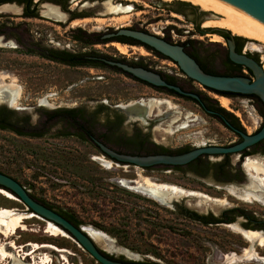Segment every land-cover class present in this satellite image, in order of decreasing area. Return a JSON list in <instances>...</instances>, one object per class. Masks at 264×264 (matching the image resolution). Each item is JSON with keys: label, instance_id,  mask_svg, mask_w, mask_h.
I'll list each match as a JSON object with an SVG mask.
<instances>
[{"label": "rangeland", "instance_id": "rangeland-1", "mask_svg": "<svg viewBox=\"0 0 264 264\" xmlns=\"http://www.w3.org/2000/svg\"><path fill=\"white\" fill-rule=\"evenodd\" d=\"M158 1L164 2V0H93L86 2L85 6L95 7L106 13L96 19L99 26L105 27L104 24L108 21L117 25L138 21L137 17L151 21L156 13H165L163 10L155 9L160 7ZM173 1L188 3L202 12L217 16L212 19L228 20L226 15L215 10H212L213 12L203 10L200 5L189 1ZM77 2L79 0H69L71 8H79L80 6L75 5ZM144 3L147 5L144 6ZM116 4H130L132 9L128 12H115ZM161 18L159 24H165L166 20L172 21L171 17ZM179 22L177 20V23ZM41 24L53 28L45 23ZM81 28L95 30L88 22ZM228 31L232 36L243 38L246 52L256 54L264 68V41L246 37L230 28ZM10 33L15 31L8 30L7 35ZM212 35L203 38H211ZM63 39L72 43L70 38ZM212 41L222 47L226 46L225 40L220 36L218 40ZM2 74L15 78L16 83L21 86L22 92L16 102L17 107L24 109L23 114H30L31 124H35L40 113L44 111L43 103L71 106L74 103L95 100L114 104L155 98L165 103L162 105V111L175 107L184 111L183 113L191 114L188 125L173 131H165L164 129L168 128L166 121L157 122L150 128L138 122L136 125L132 123L133 125L124 127L125 131L130 132L137 128L171 149L202 145L203 142L227 144L235 139L230 130L204 114L196 105L181 103L179 100L156 93L142 94L140 92L143 91V87L140 84L116 71L89 73L83 68L67 67L41 56L21 52L16 48L0 46V77ZM227 106L233 105L227 103ZM113 140L114 137L108 139L110 145L114 144ZM100 158L109 160L111 165H104ZM0 172L17 180L36 199L53 209L64 210L74 215L78 225L91 226L102 233L105 232L113 246L134 253L130 255V259L134 261L157 264H264V261L257 257L249 259L241 255L245 248L253 247L259 255L264 256V243L250 244L242 234L230 226L236 223L237 219L231 223L207 224L193 219L188 214L191 210L200 215L209 213L218 215L224 209L238 206L264 215L263 205L241 201L240 198L229 194L228 187L225 189L205 179H198L167 167L143 168L118 162L103 155L92 142H81L72 136L46 135L33 138L1 128ZM142 176L156 182L200 191L224 200V203L214 204L196 196H183L177 198L172 206L163 205L128 187V184H131L129 181L139 180ZM0 207L14 208L16 212L24 214L30 212L22 202L1 192ZM240 220L242 222V219ZM24 225V229L17 228L12 235L0 233V244L4 245L7 251L15 250L10 246L11 243L16 247L24 245L23 250L29 247L25 245L27 243L47 244V247H40L35 252L36 260L48 256L50 262L46 264H100L73 238L44 232L45 220L41 217H26ZM96 244L111 256L117 258L127 256L114 250L115 248H107L104 243ZM233 253L234 258L226 257ZM22 261L31 262L29 257ZM8 263V260L3 261V264Z\"/></svg>", "mask_w": 264, "mask_h": 264}, {"label": "flooded vegetation", "instance_id": "flooded-vegetation-1", "mask_svg": "<svg viewBox=\"0 0 264 264\" xmlns=\"http://www.w3.org/2000/svg\"><path fill=\"white\" fill-rule=\"evenodd\" d=\"M92 1L79 0L75 5L80 7L71 8L69 0H0V46L16 48L21 52L41 56L67 67L83 68L89 73L119 72L127 76L129 80L140 84L143 87V91L140 92L142 94L156 93L179 100L181 103L196 105L204 114L230 130L235 135V139L227 144L203 142L202 145L180 146L171 149L137 128L127 132L124 130L127 125H136L140 122L150 128L157 122L166 121L169 123V120L176 114L180 119L178 122L183 120L186 115L189 116L188 120H191V114H183V111L175 107L164 109L160 114L152 113L149 116L145 112L144 117L141 118L139 116H127L118 108V106L132 102H140L138 100L114 104H108L104 100H95L74 103L71 106H53L51 103H43L44 111L40 113L37 122L31 124L29 121L30 114H23L25 113L23 112L24 109L17 107V103H10L8 98L1 99L0 108L2 111L14 110L19 121L22 118H27L31 125L30 128L17 129L21 132L18 135L33 138H41L46 135L72 136L81 142H92L105 156L107 155L99 149L96 141L120 153L151 155L179 154L201 146L233 145L243 140L242 134L252 135L262 128L264 125V101L258 94L220 91L206 87L188 76L173 58L138 39L118 33L120 29H127L152 35L168 44L180 46L207 74L245 77L249 81H253L255 76L249 68L229 59L226 42V46L222 47L213 43L212 38H203V36L212 35L214 31L220 32L210 29V27H217L213 23L219 21L220 18L212 19L216 18V15L202 12L188 3L164 0V2L158 1L160 7L155 9L163 10L165 13H156L151 21L137 17L138 21L135 22L115 25V23L108 21L104 24L105 27H101L97 24L96 19L99 15L106 13L95 7L85 6L87 5L86 2ZM186 1L199 5L190 0ZM146 5L144 3V6ZM115 7L116 5H114ZM201 8L206 11L213 10L202 6ZM162 16L171 17L172 21L166 20L165 24H159ZM175 19L180 22L177 23ZM87 22L95 30L81 28ZM41 23L53 28L43 26ZM8 30L15 31V33L7 35ZM61 31L65 34L63 35ZM62 37L72 39V43L66 42ZM231 39L234 42L236 52L244 53L253 60L261 62L256 54L246 52L243 45L244 40L233 37ZM65 52L70 53V55H65ZM118 64L141 68L156 74L165 82V85H154L140 79L123 70ZM169 85L175 86L179 90H175ZM221 98H226L228 103L233 106L221 105ZM14 106L17 108L13 109ZM73 116L80 122H82L83 117L86 118L88 123L95 127L97 133L106 132L108 129L120 134L121 132L124 133L128 148L105 144L104 141H107L105 136L87 133L78 127L79 125L73 123ZM167 123L165 124L167 125ZM250 128L251 130H249ZM109 136L114 137V141L117 140L114 134ZM140 143H142V149H132V146L136 147ZM199 156L200 158L196 159ZM197 157L183 165L157 164L144 168L167 167L173 171H182L198 179H205L225 189L233 187L238 191L254 192L261 197L251 201L264 206L263 185L256 178L250 176L243 166V162L248 157L264 161V137L235 153L201 154ZM188 214L200 222L205 220L203 223L207 224L231 223L237 219L236 223L230 226L236 225L242 231L256 232L264 236V231L261 230L264 229V215L238 206L224 209L218 215L211 213L200 215L191 210L188 211ZM239 233L241 234V232ZM257 242L253 244L255 245ZM112 257L119 261H134L126 256V258ZM258 259L264 261L261 258Z\"/></svg>", "mask_w": 264, "mask_h": 264}, {"label": "water", "instance_id": "water-1", "mask_svg": "<svg viewBox=\"0 0 264 264\" xmlns=\"http://www.w3.org/2000/svg\"><path fill=\"white\" fill-rule=\"evenodd\" d=\"M225 2L241 11L245 17L256 19L264 24V0H219ZM211 30L225 31L227 28L210 27ZM119 34H124L135 39H138L161 53L173 58L181 66L183 71L206 87H210L220 91H231L240 93H255L258 94L264 101V68L261 62H257L244 53H238L234 49V42L231 37L226 39L218 32L214 31L212 34H217L225 40L228 45V57L235 63L245 65L249 68L255 79L249 81L248 78L238 76H221L212 75L203 72L197 63L188 56L180 46H174L158 39L152 35L127 29H120ZM123 70L133 74L134 76L143 79L154 85H165L158 75L145 71L141 68L130 67L125 64H118ZM169 87L179 90L175 86ZM192 97H197L191 95ZM127 116L144 117L146 107L140 102L121 105L118 107ZM243 140L228 146H201L188 150L179 154H151V155H136L120 153L110 149L103 143L96 141L99 149L105 153L110 159L118 162L137 165L140 167H148L157 164L169 165H183L196 158L201 154H222L235 153L253 144L264 137V125L255 134H242ZM0 187L8 190L17 200L22 202L25 207L34 215L41 217L43 220L50 222L71 238H73L96 262L100 264H148L141 261H119L111 259L103 254L104 250L98 247L96 242L83 230L82 226L75 225L63 215L54 209L44 205L35 198H33L29 191L11 176L0 172ZM158 202V201H157ZM174 201H164L160 204L172 206ZM106 253V252H105ZM116 253V252H115ZM108 254V253H107ZM127 257V256H126Z\"/></svg>", "mask_w": 264, "mask_h": 264}, {"label": "bare ground", "instance_id": "bare-ground-1", "mask_svg": "<svg viewBox=\"0 0 264 264\" xmlns=\"http://www.w3.org/2000/svg\"><path fill=\"white\" fill-rule=\"evenodd\" d=\"M190 1H193L204 8H212L217 13L228 16V20H224V21L219 20L214 22L213 24L217 25V27H221V28L228 27L230 29H233L235 32L242 34L246 37L253 38L259 41H264V24L256 19L245 17L239 9L219 0H190ZM115 10L116 12H128L131 10V6L116 4ZM211 38L212 40H218L219 35L213 34ZM8 78L9 77L6 74H2V76L0 77V100L8 98L10 100V103L14 104L19 100L22 89L21 86L16 83L15 78L13 77H10L9 79ZM138 101H140V103H142L146 107V112H147L146 115L148 116L151 115L152 113H156V114L162 113V107H163L162 105L165 104L164 102L157 100L155 98H149V99L144 98ZM220 102L223 106H226L228 103L227 99L225 98H221ZM164 107H166V105ZM188 117L189 116L186 115L183 120L181 119V121L178 122L180 119L176 114V116L172 117L169 120V123L167 124L168 128H165L164 130L173 131V129L176 128L186 127L189 121ZM175 123L177 124L175 128H173L172 125H174ZM99 160H101L102 163L106 166L111 165L110 161L107 159L100 158ZM243 166L245 170L250 174V176L256 178L257 181L260 182L264 187V161H261L258 158L248 157L243 162ZM140 178L141 179L139 180L129 181L131 182V184H128V187L160 203L164 201L167 202L171 200L174 201L177 198L183 196H196L199 197V199L200 198L203 199L204 201H212L214 202V204L224 203V200H221L217 197H211L210 195L200 191L184 189L175 184L156 182L146 176H142ZM228 190L229 193L244 201L258 200L261 197L257 193L250 191L248 192L238 191L233 187H228ZM0 192L4 193L10 198L15 199V197L10 192L2 188H0ZM30 216L33 217L36 215L30 212L27 214L19 213L16 212L14 208L0 207V233L12 235L14 232H16L17 228L24 229L25 227L24 219ZM232 227L236 231L241 232V234H243L245 239L249 241L250 244H253L254 242L257 241L258 244L264 243V236L260 235V233L251 232V231H242L238 227H236V225H232ZM82 228L95 242L104 243L106 246H108L107 248L110 249L115 248L114 250L124 253L125 255H127V257L129 256V258L130 255L134 254L124 248H118L113 246L109 238L104 234L105 232L102 233L101 231L86 225L82 226ZM44 232L51 235H62V236L70 237L58 226L47 221H45ZM25 245L29 247L26 250H23L24 245L16 247L14 244L11 243L10 246L15 248V250L7 251L5 246L0 244V264H3L4 260H8L9 261L8 264H46L50 262L48 256L42 257L40 260H36L35 258V254H36L35 252L40 247H47V244L27 243ZM62 250L65 251L66 249H62ZM241 255L249 259H251V257L253 258L257 257L264 260V256L259 255L258 252L253 247L245 248L243 254ZM25 257H29L31 262L22 261L24 260ZM226 257L228 259L229 258L232 259L235 257V254L233 253L231 256L227 255Z\"/></svg>", "mask_w": 264, "mask_h": 264}, {"label": "trees", "instance_id": "trees-1", "mask_svg": "<svg viewBox=\"0 0 264 264\" xmlns=\"http://www.w3.org/2000/svg\"><path fill=\"white\" fill-rule=\"evenodd\" d=\"M185 3V2H184ZM220 33L223 37L227 38V37H233V38H238V39H241L243 40V38H240L238 36H232L230 34V32L228 30H225V31H221V32H218ZM70 55V53L68 52H65V55ZM73 119V123H75L76 125H79L78 127L82 128L84 131H86L87 133H92V134H97V135H103L107 138V141L105 140L104 143L105 144H110L108 142V139H110V137L112 136H109L110 134H114L115 136V139H117L116 141L113 140L115 146H118L119 148H128V143L125 142V135L124 133L121 132L118 133L117 131L114 132L110 129H108L106 132H98L97 133V130L95 129L94 126H91L89 123H88V120L86 118H82V122H80L78 119H76L74 116L72 117ZM21 119V118H20ZM31 125L28 123V119L27 118H22V120H18V118L16 117V112L14 110H1L0 108V128L1 129H8L14 133H21L19 130V128H30ZM94 130V131H93ZM119 135L117 136L116 135ZM142 143H140L138 146H132V149H142ZM199 157H197L196 159H199ZM33 198H35L32 194H30ZM36 199V198H35ZM38 200L39 202L43 203L44 205L50 207L53 209V207H51L50 205L46 204L45 202L39 200V199H36ZM55 210V209H54ZM57 211L58 213H60L61 215H63L65 218H67L69 221H71L73 224L75 225H78V220L75 218L74 215L64 211V210H55ZM203 222H205V220H203ZM103 254H105L107 257L111 258V259H114L112 256H110L109 254L103 252ZM116 260V259H115ZM122 261V260H121ZM125 261H128V260H125ZM131 262H134V261H131ZM142 263H148V264H157V263H154V262H142Z\"/></svg>", "mask_w": 264, "mask_h": 264}]
</instances>
